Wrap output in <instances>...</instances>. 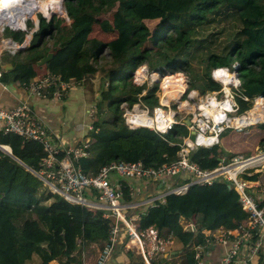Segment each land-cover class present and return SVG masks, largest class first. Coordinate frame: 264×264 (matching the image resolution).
Returning <instances> with one entry per match:
<instances>
[{
    "label": "trees",
    "instance_id": "16d2710c",
    "mask_svg": "<svg viewBox=\"0 0 264 264\" xmlns=\"http://www.w3.org/2000/svg\"><path fill=\"white\" fill-rule=\"evenodd\" d=\"M63 11L65 16L55 13L49 20L39 15L38 40L10 56L13 67L3 70L0 79L12 82L41 72L56 73L63 80L79 81L93 94L91 79L100 78L101 98L93 100L98 116L103 108L111 116L94 122L96 131L88 135L87 154L74 161L85 173L95 174L113 160H141L157 167L178 158L179 145L170 142H178L176 131L188 134L185 126L176 125L164 135L165 140L149 128L130 129L124 123L120 104L137 101L145 88L130 80L128 70L144 64L182 68L188 89L205 94L221 89L213 71L226 67L239 72L236 102L240 110L248 108L255 96L264 95V0H63ZM82 16H88L110 38L79 36L69 21ZM4 29L17 36L29 33L27 28ZM48 52L53 53L52 59L37 66ZM148 91L141 100L158 104L156 95ZM249 128L264 146V122ZM230 130L234 131L226 129L221 136ZM0 143L11 150V154L0 151V264L78 263L82 242L77 231L83 240L104 242L112 220L103 216L102 209L66 201L36 175L46 154L39 142L23 145L16 134H5ZM188 156L209 169L219 163L221 150L218 144L199 146ZM252 178L264 183V169ZM122 189L124 198L130 200L125 182ZM198 194L205 200L196 208L192 198ZM181 218L194 220L195 229H184ZM246 218L237 192L221 180L213 186L190 185L183 194H167L164 202L148 207L140 216L139 228L154 226L160 236L172 234L182 243L178 263L164 264H195L197 245L219 230L236 228ZM132 260L144 264L138 251Z\"/></svg>",
    "mask_w": 264,
    "mask_h": 264
},
{
    "label": "built area",
    "instance_id": "2783aa9c",
    "mask_svg": "<svg viewBox=\"0 0 264 264\" xmlns=\"http://www.w3.org/2000/svg\"><path fill=\"white\" fill-rule=\"evenodd\" d=\"M44 17L47 20L49 19V16L44 15ZM35 25L37 29L36 22ZM28 31L31 32V37L34 32L29 29ZM30 37L26 39L24 34L23 41L19 42L13 38L2 36L0 39V63L2 54L8 52L11 55L15 54L28 44ZM162 69L165 70L166 68L162 66ZM219 71L232 74V79L226 82L221 78ZM145 72L144 83L147 85L138 94L137 101L132 104L123 101L120 104L122 117L128 128H149L159 133L165 140L167 139L164 135L172 131L176 125L186 126L188 134L183 136L182 140H178L177 143L170 142L179 145L178 158L173 161L151 167L146 166L141 160L128 162L113 160L101 167L95 174L85 173L79 166L75 165L74 161L85 155L84 149L88 146V143L62 146L53 133L36 116L33 108L27 102H19L13 106L0 105V137L5 134H16L21 138L23 145L30 140L39 142L46 154L41 159V169L36 175L53 192L60 194L66 201L102 209L103 216L111 218L112 222L107 228L106 239L92 264L107 263L118 243L121 228L126 231L127 248L138 251L144 264H157L155 258L167 252V247H169L174 237L172 234L166 237L160 236L154 226L140 229L137 224L138 221H132L126 217L124 210L133 204L123 199L122 182H125L128 186L129 193L134 194L143 181H162L166 183L175 177H182V182L174 185L170 183L168 188L160 194L146 198L141 204L148 207L156 206L159 202H164L165 196L169 193L183 194L190 185L213 186L222 180L237 192L239 204L247 213V218L234 228L236 234L231 236L230 246L221 254L219 264H264V183L252 178L255 173L264 169V146L257 147L249 155L233 153L232 156L228 157L221 154L219 163L209 169L201 168L195 162H192L188 156L191 150H196L199 146L210 147L218 144L221 134L226 129L240 132L264 122V95L255 96L250 100L248 108L240 110L236 102V90L240 84L239 72L236 69L229 71L226 67L216 68L213 71V77L222 84V87L218 91H210L205 94L188 89L187 78L182 70L177 74V81H174L184 85L178 99L173 97L168 104H161L160 101L158 105L149 107L141 100V97L146 95L151 87L148 82H152L159 71H149L146 67ZM1 74L2 70L0 68V78ZM127 74H129L130 79L131 77L134 78V75L131 76V71ZM167 75L168 73L164 76L160 85L163 93L165 87L174 89L178 86L174 82L164 84ZM133 82L140 86L137 81ZM18 83L31 95L54 101L68 99L73 88L79 85L77 80H63L56 73L42 74L32 80L20 79ZM164 85L166 86L164 87ZM185 92H191L189 100H185V104H182V106L177 105L176 108H171V103L179 102ZM220 95L221 97H219ZM201 102L207 104L215 115L199 107L198 104ZM221 102L228 103L221 105ZM95 104L96 101L93 100L87 109V115L91 119L94 118L96 111ZM183 106L187 107L188 110L182 109ZM252 109H255V119L250 118ZM185 118L190 119L189 126L185 124ZM237 120H241V122H237ZM191 128L195 130L196 135L203 134L211 140L207 144L197 143L196 137L189 135ZM175 137L178 139L179 135L175 134ZM0 151L4 153L11 152L9 146L2 143H0ZM59 154H63L62 157H59ZM112 175L118 176L117 183H113ZM89 196H94L95 201H91ZM179 224L184 229H195L194 220L192 219L181 218ZM230 232L220 231L214 233L205 243L197 245L195 264H205L204 252L207 247L211 243H224L226 233L230 235ZM208 234L210 233H206V235ZM84 253L85 250L81 248V257L84 256ZM56 264L71 263L57 262ZM77 264L85 263L81 260Z\"/></svg>",
    "mask_w": 264,
    "mask_h": 264
},
{
    "label": "crops",
    "instance_id": "0c3cea01",
    "mask_svg": "<svg viewBox=\"0 0 264 264\" xmlns=\"http://www.w3.org/2000/svg\"><path fill=\"white\" fill-rule=\"evenodd\" d=\"M10 56L12 55L4 54L2 56L1 62L9 66V68L4 71L11 70L13 67L10 61ZM42 74L44 73H38L36 76L29 77L28 79H35ZM91 82H93L92 90L93 94H95V97H93V94L87 87L79 84L73 88L68 99L63 101H54L29 94L28 91L18 83V80L6 82L0 79V105L13 106L19 102H27L33 108L36 116L53 133L55 138L59 141V143H61L62 146L81 145L85 142L89 144L88 135L91 131H96L94 122L97 120L102 121L105 119V115H110L108 110L103 108L100 115L98 116V106L95 104L96 111L94 118L91 119L88 117L87 109L92 103L93 99L97 98V95L100 92V90H98L100 78H93L91 79ZM84 151L86 155V148ZM118 180L119 178L117 175H112L113 183H117ZM180 182H182V177L172 178L166 183L162 181H143V183L138 186L137 191L134 194H130V200L125 199L123 195V199L125 201H129L130 204H133L124 210L126 217L132 221H138V223H136L139 225L140 216L146 212L148 208V206L142 205L141 203L148 197L157 196L160 194V192L168 188L170 183L174 185ZM89 199L93 202L95 201L94 196H89ZM204 200L205 197L200 194L195 195L192 198L193 205L196 208L201 207ZM50 218L55 219L57 216L52 215ZM230 231V235L229 233H226V240L224 243H211L207 247L204 252L205 264H219L221 254L230 246L231 236L236 234L235 229ZM218 232H220V230ZM76 233L77 237L82 242V248L85 250L84 256L81 257V260H83L85 264H92L104 242H89L85 239H82L80 231H77ZM126 243V231L124 228H121L118 243L106 264L134 263V260H132V254L137 251L127 248ZM183 248L184 247L182 243L173 238V241L169 244V247H167V252L157 256L155 258V262L157 264H164L165 261L178 263L177 260L181 255ZM56 263V261L51 262V264Z\"/></svg>",
    "mask_w": 264,
    "mask_h": 264
},
{
    "label": "rangeland",
    "instance_id": "374dc122",
    "mask_svg": "<svg viewBox=\"0 0 264 264\" xmlns=\"http://www.w3.org/2000/svg\"><path fill=\"white\" fill-rule=\"evenodd\" d=\"M62 10H63V7H62ZM55 13L57 15H63L60 12V10H56V9L49 10V14L45 13L42 10L41 11L38 10V11L34 12L32 16H28L26 18L27 22L25 21V23L27 25V27H26L27 31L29 29V30L34 32V34L31 37V40L37 41L38 38H39V36H38L39 30H40L39 19H38L39 15H41L43 17H44V15H46V16H49V18H50V16L55 14ZM4 14H5V12L3 14H0V16L4 15ZM3 19L2 18L0 19V25L3 24V22H5V21H3ZM35 22L38 24L37 29H36ZM69 22L73 23L74 28H76V31L79 34V36L86 37V36L97 35L100 38H103L105 40L110 38V35L101 32L96 24H92V21L90 20V18L88 16L78 17L75 20H70ZM30 33L31 32L29 31V34ZM23 35H21V36H23ZM2 36H4V38H15L19 42L23 41V39L21 40V38H22L21 36H17L11 30H7V29L1 30V26H0V39L2 38ZM29 37H26V39H28ZM5 52H8V51H5ZM144 66H146L149 71H159V74L154 76V80L152 82H148L149 86H151L150 90L148 91V94L152 93V94L156 95L157 102H160L161 101V95H163L162 86H160V85L163 82L164 76L167 73L171 72V71H174V70L182 71V70L175 69V68H169V67H166V66H164L166 68L165 70L164 69L160 70L157 65H146V64H144L141 67H138V68H136L134 70H130L132 72L131 76L132 75L135 76L138 73L137 71L139 69H141L142 67H144ZM130 71H128V72H130ZM145 71H146V69H145ZM145 71H143L144 75L140 76V88L141 89H142V86L147 85V84L144 83L145 82L144 78L146 77V72ZM173 74L176 75V73H173ZM185 75H186V72H185ZM130 80L134 81V79L132 77H131ZM187 86H188V83H187ZM168 89L169 90H173V89H171V87H168ZM190 93L191 92H189V93L185 92L184 95H183V98L179 102L176 101L175 103L174 102L171 103L170 107L171 108H176V106L179 105V103H180V106H182V104H185L184 101L185 100H189ZM219 97H221V95ZM171 98H173V97H171ZM170 99H169V101H170ZM148 106L151 107V105H148ZM108 113H110V111H108ZM110 116H111V113H110L109 116L105 115L104 117H105V119H108ZM253 128L255 129L256 127H253ZM253 128H249V130H246V131L244 129L241 132H235V131L230 130V131H228L226 133V135H224V137L221 136L220 141H222L227 146V148L230 149L233 152L242 154V152H245V151L249 150L251 153H253L254 150L257 147H261L262 146V145L258 144V142H257L258 140H257V138L254 135ZM176 132L179 135V138L177 140H182L183 133L181 131H176Z\"/></svg>",
    "mask_w": 264,
    "mask_h": 264
},
{
    "label": "bare ground",
    "instance_id": "6f19581e",
    "mask_svg": "<svg viewBox=\"0 0 264 264\" xmlns=\"http://www.w3.org/2000/svg\"><path fill=\"white\" fill-rule=\"evenodd\" d=\"M49 8L51 9H56V10H61L62 9V0H0V14H3L5 12L4 15L0 16V19L4 18L3 24H1V29H4L6 26H8L9 28H22V29H26V18L28 16H32L30 14H33L34 12L38 11V10H42L45 13L49 14ZM29 14V15H28ZM19 16V17H18ZM18 22H23L21 24V26H13L14 24H17ZM31 34V33H30ZM30 34L28 33V35H26L25 37H29ZM11 42V41H10ZM142 69V70H141ZM141 69H139L137 72V74L135 75L137 81L140 83V76L144 75V72L146 67H142ZM177 74H171V72L168 73V77L165 78L164 80V84H167L168 82H170L171 84L174 81H177ZM219 74L221 76L222 79H224L226 82L230 81L232 79V74H227L226 71L225 73L220 72ZM177 83L178 86H176V88H174L173 90H169L168 88L165 87V91L163 93V95H161V104H168L169 99L171 97H174L175 99H178L180 93L182 92L184 85L178 83V82H174ZM228 102H221V105L227 104ZM182 104V103H181ZM180 105V103H179ZM199 107L204 108V110L212 115L213 111L212 109L207 106V104H205L204 102H201L198 104ZM182 109H185L186 111L188 110L187 107L183 106ZM255 109H252L250 111V118L251 119H255V113H254ZM217 116V115H216ZM243 121V120H242ZM237 122H241V120H237ZM211 140V138L207 137L206 135L203 134H197L196 135V141L197 143L200 144H207L209 141ZM194 144V143H193Z\"/></svg>",
    "mask_w": 264,
    "mask_h": 264
},
{
    "label": "water",
    "instance_id": "95a60500",
    "mask_svg": "<svg viewBox=\"0 0 264 264\" xmlns=\"http://www.w3.org/2000/svg\"><path fill=\"white\" fill-rule=\"evenodd\" d=\"M62 6H63V0H62ZM61 12H63V10H61ZM22 49H23V48H22ZM52 57H53V53H52V52H48L45 56H43L41 59H39V60L36 62V65H37V66H42V65L48 63V62L52 59ZM1 68H2L3 70H7V69L9 68V66H7L5 63H2V64H1ZM100 92H101V91H100ZM100 92H99V94L97 95V99H99V100H100V98H101V96H100ZM185 123H186V125H190V124H189V123H190V119L186 118V119H185ZM189 135H190V136H194V137H196V132H195V130L191 128V129L189 130ZM218 145H219V147H220L221 154H223V155H225V156H228V157H230V156L233 155V152H232L231 150L225 148V146H224L221 142H220ZM8 154H11V152H8Z\"/></svg>",
    "mask_w": 264,
    "mask_h": 264
},
{
    "label": "clouds",
    "instance_id": "9594fccd",
    "mask_svg": "<svg viewBox=\"0 0 264 264\" xmlns=\"http://www.w3.org/2000/svg\"><path fill=\"white\" fill-rule=\"evenodd\" d=\"M62 7H63V6H62ZM61 10H62V9H61ZM61 10H60V12H61ZM61 13L63 14V15H61V16H65L64 11L61 12ZM51 16H52V15H51ZM51 16H50V18H51ZM45 18H46V17H45ZM50 18H49V19H50ZM49 19H48V20H49ZM37 21H38V20H37ZM37 26H38V24H37ZM3 30H4V29H3ZM33 34H34V33H33ZM3 37H4V36H3ZM31 37H32V36H31ZM31 37H30V40H29V42H28V44H27L26 46H28V45L30 44ZM13 39H14V38H13ZM16 41H17V40H16ZM26 46H24V47H22V48L24 49ZM22 48H21V49H22ZM21 49H19V50H21ZM4 54H8V53H4ZM4 54L1 55V59H2V56H3ZM15 54H16V53H15ZM9 55H11V54H9ZM13 55H14V54H13ZM1 64H2V62L0 63V68H1ZM141 66H142V65H141ZM141 66H139V67H141ZM162 66H165V65H161L160 68H159L160 70H161V67H162ZM166 67H167V66H166ZM137 68H138V67H137ZM135 69H136V68H135ZM175 69H181V70H183L182 68H175ZM1 70L3 71L2 68H1ZM214 70H215V69H214ZM128 71H130V70H128ZM128 71H126V74H127ZM183 71H184V70H183ZM155 72H158V71H155ZM1 75H2V74H1ZM128 75H129V74H128ZM214 79H215V78H214ZM73 80H74V79H73ZM215 80H216V79H215ZM78 82H79V81H78ZM133 83H134V82H133ZM135 84H136V83H135ZM136 85H137V84H136ZM221 85H222V84H221ZM139 87H140V86H139ZM142 87H143V86H142ZM190 90H191V89H190ZM155 105H158V104H155ZM185 124H186V123H185ZM189 124H190V123H189ZM187 126H189V125H187ZM185 127H186V126H185ZM248 128H249V127H248ZM240 132H241V131H240ZM220 137H221V136H220ZM220 142L222 143V141H219V143H220ZM219 143H218V144H219ZM222 144H223V143H222ZM232 152H233V151H232ZM233 153H234V152H233Z\"/></svg>",
    "mask_w": 264,
    "mask_h": 264
}]
</instances>
